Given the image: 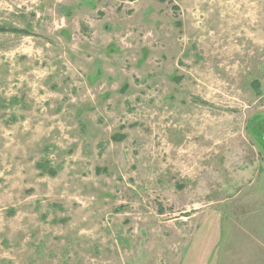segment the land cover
Instances as JSON below:
<instances>
[{
    "label": "rangeland",
    "instance_id": "obj_1",
    "mask_svg": "<svg viewBox=\"0 0 264 264\" xmlns=\"http://www.w3.org/2000/svg\"><path fill=\"white\" fill-rule=\"evenodd\" d=\"M262 173L264 0H0V264H190Z\"/></svg>",
    "mask_w": 264,
    "mask_h": 264
},
{
    "label": "crops",
    "instance_id": "obj_2",
    "mask_svg": "<svg viewBox=\"0 0 264 264\" xmlns=\"http://www.w3.org/2000/svg\"><path fill=\"white\" fill-rule=\"evenodd\" d=\"M257 189L242 201L224 206L222 217L196 222L190 264H264V173ZM204 224L199 235V226Z\"/></svg>",
    "mask_w": 264,
    "mask_h": 264
}]
</instances>
